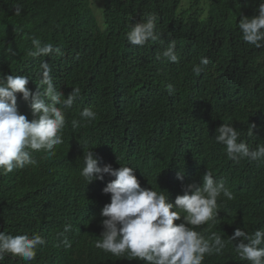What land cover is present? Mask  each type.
Here are the masks:
<instances>
[{"label": "trees", "instance_id": "obj_1", "mask_svg": "<svg viewBox=\"0 0 264 264\" xmlns=\"http://www.w3.org/2000/svg\"><path fill=\"white\" fill-rule=\"evenodd\" d=\"M95 2L101 5L102 24L93 12ZM260 3L261 0H0V76H28L27 87L35 92L41 78L40 64L45 61L52 69L54 86L65 98L72 89L80 90L65 112L63 143L55 147V155L35 154L37 164L18 170L14 180L12 172L0 174V218L9 222L8 229L14 236L36 233L45 240L34 260L25 262L7 254L0 264H124L83 245L84 227L80 223L64 221L57 226L49 220V214L30 216L34 212L28 210V205L41 189L33 176H81L83 152L92 149L103 156L104 144L120 153L129 152L121 162L142 172L143 160L154 157L159 145L147 121L152 117L157 133L170 121L183 122L170 129L168 149L189 152L185 169L197 172L207 167L229 174L242 205L236 220L246 216L251 222L264 207V161H230L226 149L214 137L226 123L240 132V139L245 135L250 148L264 145V47L245 43L238 27L241 16L258 15ZM16 6H22L20 15L15 14ZM149 15L156 17L161 38L143 46L130 44L128 31ZM33 38L52 43L60 48V54L28 55L33 50ZM172 41L177 62L162 55L157 59ZM203 57L209 63L196 75L193 65ZM124 80L121 93H106ZM169 84L174 89L171 94ZM21 100L22 94L18 93L17 108L31 121L30 105L22 112ZM88 108L97 113L91 123L80 116ZM138 118L141 132L133 138ZM73 120L79 126L73 127ZM251 125H255L253 135L249 134ZM108 161H101L100 166L110 164ZM87 218L86 209L83 220ZM65 225L71 226L67 232ZM216 230L199 229L206 238ZM0 232L9 234L7 229ZM65 237L71 247L61 242ZM225 252L206 256L203 264H221Z\"/></svg>", "mask_w": 264, "mask_h": 264}, {"label": "clouds", "instance_id": "obj_2", "mask_svg": "<svg viewBox=\"0 0 264 264\" xmlns=\"http://www.w3.org/2000/svg\"><path fill=\"white\" fill-rule=\"evenodd\" d=\"M22 11V6L15 7L16 15ZM257 11L258 15L251 18L241 16L238 27L245 43L262 48L264 0H261ZM160 38L154 15L134 24L127 33L128 42L139 46ZM32 45L33 50L28 53L32 57H47L61 52L52 43H42L38 38L32 39ZM161 55L170 62H177L175 42H170L157 59ZM208 63L207 57L201 58L199 64L193 65V73L199 75ZM40 69L41 78L35 92L27 87L28 76H0V174L7 176L12 172L13 180L18 170L37 164L35 154L55 155V147L63 143L65 112L72 107L80 92L79 88L72 89L65 98L53 84L49 63L43 61ZM124 88L125 80L118 87L108 88L106 93H121ZM167 90L171 94L173 86L169 84ZM18 93L22 94V112L30 105L31 121L17 108ZM80 116L91 123L97 118V113L88 108ZM147 121L151 133L156 135L154 142L158 141L159 145L154 157L143 160L144 171L137 172L127 166L129 164L121 162L129 153L127 151L120 153L104 144V155L100 156L90 149L83 152L81 176L75 173L44 178L33 176L41 189L28 205V210L34 212L30 216L49 214V220L57 226L64 221L80 223L84 227L82 244L102 251L104 257L113 262L203 264L206 256L221 254L225 249L221 264H264V207L256 212L251 222H247L246 216L237 221L242 205L236 198L234 181L229 174L207 167L197 172L185 169L183 165L189 158V152L182 148L168 149L172 140L169 138L170 129L183 122L170 121L157 133L154 117L147 118ZM72 124L73 127L79 126L76 120ZM254 127L251 125L250 135H253ZM140 132L138 118L133 127V138ZM244 137L243 134L240 139V132L232 124L223 123L216 130L214 140L223 145L230 161L247 163L243 160L245 158L264 161V145L252 149ZM110 157L115 159L114 162L108 161ZM103 160L113 167L110 164L100 166ZM86 209L88 218L84 221ZM1 221L6 227L0 223V231L7 229L9 234L0 232V261L7 254L19 256L25 262L34 260L39 253L37 249L45 243L43 237L36 233L14 236L8 229L11 228L9 222ZM70 227L65 225L64 232ZM202 227H216L217 230L206 238L199 231ZM61 242L65 247H71L67 237Z\"/></svg>", "mask_w": 264, "mask_h": 264}, {"label": "rangeland", "instance_id": "obj_3", "mask_svg": "<svg viewBox=\"0 0 264 264\" xmlns=\"http://www.w3.org/2000/svg\"><path fill=\"white\" fill-rule=\"evenodd\" d=\"M93 7L95 8V9H93V12L96 15V18H97L98 22L100 24H102V20L103 19H102V12H101V5H100V3H97V2L93 3Z\"/></svg>", "mask_w": 264, "mask_h": 264}]
</instances>
